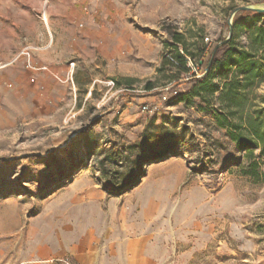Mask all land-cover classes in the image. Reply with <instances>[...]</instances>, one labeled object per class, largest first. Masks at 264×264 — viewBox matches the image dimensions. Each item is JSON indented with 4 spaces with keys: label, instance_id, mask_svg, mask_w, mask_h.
<instances>
[{
    "label": "rangeland",
    "instance_id": "rangeland-1",
    "mask_svg": "<svg viewBox=\"0 0 264 264\" xmlns=\"http://www.w3.org/2000/svg\"><path fill=\"white\" fill-rule=\"evenodd\" d=\"M75 1L0 0V264H264L262 150L247 134L237 146L240 115L220 124V92L191 96L175 56L205 68L234 10L264 0H86L110 14L86 25L79 55L61 45L57 82L26 55L58 47L48 27L67 28ZM235 19L249 48L264 20ZM261 80L236 98L245 118L264 116ZM160 131L182 142L153 161Z\"/></svg>",
    "mask_w": 264,
    "mask_h": 264
},
{
    "label": "trees",
    "instance_id": "trees-1",
    "mask_svg": "<svg viewBox=\"0 0 264 264\" xmlns=\"http://www.w3.org/2000/svg\"><path fill=\"white\" fill-rule=\"evenodd\" d=\"M242 21L245 22L247 19H259L264 20V15H259L252 12H242L239 14ZM239 19L234 20V34L228 44L223 45L210 68V71L202 78L197 79L193 77L189 81L193 80L197 83V88L193 89L190 93L191 96H200L201 93H211L212 95L220 92L218 101L220 102L221 111L226 113L218 115L217 120L220 124L226 122L227 116L240 115L238 123L233 126L235 133L233 134V141L236 142L238 147H242L241 136L247 134L249 140H247L248 149L252 143H257L262 150L264 156V116L257 115V117L250 115L247 118L244 116V109L236 101V98H240L241 91L247 86L253 83L255 80H259L258 83L262 82L260 79L263 78L264 72V22L259 25L257 31H255L250 40L252 46L248 47H237L235 44L236 33L239 27ZM174 27H168L167 32L170 34L172 40L182 46H187L186 35L183 33L175 32ZM222 42V41H221ZM186 55H190L187 49H184ZM203 54L205 50L203 49ZM208 59L207 65L212 57ZM176 64L179 66L186 75L190 72L188 68L187 57L181 53H176ZM205 63V61H204ZM234 70V71H233ZM233 71V77L228 79V76ZM77 80V78H76ZM79 82V79L77 80ZM223 86V88H220ZM156 88L154 83L148 82L146 84V90L152 91ZM189 95V96H190ZM202 96V95H201ZM182 97L180 94L179 98ZM237 102V103H236ZM244 107V106H243ZM236 110V113H233ZM160 129V128H159ZM163 134L161 131L156 135L153 142V149H158L151 157L153 161L161 160L175 152L179 143L182 142L176 137L175 133ZM249 134V135H248ZM115 154H112L109 158L113 160ZM125 187V186H124ZM126 188V187H125Z\"/></svg>",
    "mask_w": 264,
    "mask_h": 264
},
{
    "label": "crops",
    "instance_id": "crops-1",
    "mask_svg": "<svg viewBox=\"0 0 264 264\" xmlns=\"http://www.w3.org/2000/svg\"><path fill=\"white\" fill-rule=\"evenodd\" d=\"M89 7L90 10H87ZM103 5L97 4L93 1H90L86 5V0H76L72 2L66 11V15L69 19V25L67 28L61 25H54L52 30L48 27V31L50 34V41L46 40V42L50 43L51 41L56 43L58 47H55L52 53L44 54V62L38 64L39 60L36 57L31 56L28 54L29 63L32 59H34L33 66H28L32 71H46L48 74L53 76L57 82L60 81V74L64 70H70V67L67 66L69 63V56L66 52L62 51L61 45L67 43H74L76 45V53H78V45L79 40L85 35V27L86 25L92 27L95 23L99 15L103 12L110 14V10L104 11ZM93 11V13H92ZM56 36V39H55ZM21 38V36H19ZM47 37V35H44ZM36 40L34 43L40 42V36H36ZM74 45V46H75ZM74 66V63H71Z\"/></svg>",
    "mask_w": 264,
    "mask_h": 264
},
{
    "label": "water",
    "instance_id": "water-1",
    "mask_svg": "<svg viewBox=\"0 0 264 264\" xmlns=\"http://www.w3.org/2000/svg\"><path fill=\"white\" fill-rule=\"evenodd\" d=\"M242 12H252V13L259 14V15H264V2L256 3V4H249V5L242 6V7H239V8H237V9L234 10V12L232 13V16H231L230 20L228 21L229 36L226 39H224L222 42H220L215 47V49L213 51V54H212V57L210 59V62L207 65L206 71H205V73H204V75L202 77H204L210 71V68H211L212 63L214 61V58L216 57L219 49L223 45L228 44L229 41L232 39L233 34H234V20H235V17L237 15H239L240 13H242Z\"/></svg>",
    "mask_w": 264,
    "mask_h": 264
},
{
    "label": "built area",
    "instance_id": "built-area-1",
    "mask_svg": "<svg viewBox=\"0 0 264 264\" xmlns=\"http://www.w3.org/2000/svg\"><path fill=\"white\" fill-rule=\"evenodd\" d=\"M209 40L206 39V42H208ZM209 50L207 49L205 51L204 57H206V55L208 54ZM212 53V51H211ZM210 53V54H211ZM188 68L190 69V72L186 75V79L189 80L193 77H196L197 79L202 78V76L204 75L207 66L204 68V60L201 59L200 61H198V63L195 66H192L191 64H188ZM170 89H167V91H169ZM174 97L179 98L180 94L178 91H174L173 92ZM166 102H168V95L167 93H164L162 95H160L158 101L156 103H153L152 105H144L142 107V111L146 112V111H157L160 110V106L163 104H166Z\"/></svg>",
    "mask_w": 264,
    "mask_h": 264
}]
</instances>
